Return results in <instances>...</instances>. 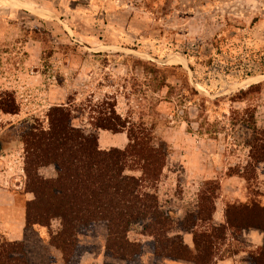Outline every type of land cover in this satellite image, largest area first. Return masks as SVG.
Listing matches in <instances>:
<instances>
[{"label": "rangeland", "instance_id": "1", "mask_svg": "<svg viewBox=\"0 0 264 264\" xmlns=\"http://www.w3.org/2000/svg\"><path fill=\"white\" fill-rule=\"evenodd\" d=\"M19 1L58 19L0 0V102L16 108L15 114L0 108V189L5 203L6 195L16 203L7 217H19L33 196L26 193L22 136L32 127L49 129V112L57 106L72 110L73 124L91 133L101 113L110 111L108 103L127 130L143 126L166 148L156 189L161 208L173 212L174 233L181 232L185 213L197 209L208 181L220 185L217 203L264 205V164L250 183L237 175L227 181L230 170H243L250 160L252 131L244 121L253 127V114L264 129V80L230 91L264 75V0ZM107 141L102 138L101 146ZM39 174L57 176L54 166ZM59 229L54 220L50 229L24 230L30 264H61L50 241ZM140 232L130 238L147 239ZM107 234L101 223L81 228L77 261L103 252L112 264ZM242 235H232L220 254L257 250Z\"/></svg>", "mask_w": 264, "mask_h": 264}, {"label": "trees", "instance_id": "2", "mask_svg": "<svg viewBox=\"0 0 264 264\" xmlns=\"http://www.w3.org/2000/svg\"><path fill=\"white\" fill-rule=\"evenodd\" d=\"M14 102V101H13ZM14 105V103H13ZM102 112L94 131L87 133L73 124V111L62 106L49 112V129L32 127L23 138L25 145L26 193L34 198L26 205V227L51 228L60 222V229L50 234L51 245L60 250L63 264H80L78 233L81 228L95 224L107 227L106 252L115 259L137 263L146 245L157 263L163 259L183 260L192 264H217L220 248L231 235L255 229L264 232V205L251 200L248 203H227L225 222L216 225L217 181H208L201 191L197 209L181 222V231L192 232L194 250L175 231L173 212L164 211L159 202L157 184L160 181L167 151L158 145L153 134L143 126L130 129L127 121L111 105ZM7 113H16L12 104L0 102ZM250 160L243 170L233 172L250 183L257 169L264 164V129L254 122ZM114 134L127 133L129 143L124 148L102 150L99 131ZM3 145L0 140V152ZM54 166L56 178L39 174L42 167ZM141 229L147 240H132L130 234ZM0 264H30L23 241L12 242L0 235ZM249 264H264V248L250 253Z\"/></svg>", "mask_w": 264, "mask_h": 264}, {"label": "crops", "instance_id": "3", "mask_svg": "<svg viewBox=\"0 0 264 264\" xmlns=\"http://www.w3.org/2000/svg\"><path fill=\"white\" fill-rule=\"evenodd\" d=\"M106 137L108 141L104 144V147L101 146V140L102 138ZM117 140H124V145L123 146H116L114 142ZM129 143L128 135L127 133H118V134H111L109 131H104L101 130L99 132V146L102 150H109L111 148H121L124 149ZM50 172V171H49ZM54 176H52L53 178ZM236 181V178L229 177L227 179L228 182ZM5 191L0 189V230L1 232H4L7 235V238L9 241L15 242H21L25 239L24 235V230H26V215L25 212L22 210V213L20 211V216L19 217H7V214L9 211L15 210L16 208V203L14 201V198L12 196L9 197L6 195L7 202L5 203L3 201V197L5 196ZM34 196L28 195V200H32ZM227 203L225 202H216V212L214 214V223L216 225L223 224L225 222V209H226ZM196 209V208H195ZM194 209V210H195ZM19 211V210H18ZM181 213V212H180ZM179 213V214H180ZM187 215L183 216V218ZM179 235L182 236V239L184 243L192 250H194L195 245H194V235L192 232H183L181 231L178 233ZM248 244L251 246V248H256L260 249V247L264 246V232L255 230V229H250L246 230L243 232L242 235ZM232 235L229 234L228 241L231 240ZM147 240L150 239H144L142 241L145 243ZM225 251V249H223ZM221 252V258L218 260L217 264H249V257L250 254L248 255L249 252H243L239 251L232 256L229 255H224L223 252ZM252 253V252H251ZM58 260H60L61 264H63V255L60 252L58 256ZM82 264H106L107 260L105 257V254L102 252V254H90L88 253L86 256L82 258ZM112 264H128L126 261L115 259L111 261ZM156 258L155 255L151 250H146L141 256L139 263L138 264H156ZM159 264H192L187 261L183 260H171V259H163L159 261Z\"/></svg>", "mask_w": 264, "mask_h": 264}, {"label": "water", "instance_id": "4", "mask_svg": "<svg viewBox=\"0 0 264 264\" xmlns=\"http://www.w3.org/2000/svg\"><path fill=\"white\" fill-rule=\"evenodd\" d=\"M10 1L15 3V4H17L18 6H20L22 8H24V9L31 10V11H36V12H39V13H44V14L50 15V16L58 19L55 14H53L52 12H50V11H48L46 9L37 8V7H34V6L29 5L27 3H24L22 1H19V0H10ZM101 49H117V50L129 51V52H131V53H133L135 55H138V56L148 57L145 54H142V53H140V52H138L136 50L125 49V48L118 47V46H105V47H103ZM92 51H96V50H92ZM262 80H264V75H259V76H256V77L249 78V79L243 81L242 83L237 84L236 86L232 87L230 89V91L234 90V89H237L239 87H242L243 85H248V84H251V83H257V82H260Z\"/></svg>", "mask_w": 264, "mask_h": 264}, {"label": "bare ground", "instance_id": "5", "mask_svg": "<svg viewBox=\"0 0 264 264\" xmlns=\"http://www.w3.org/2000/svg\"><path fill=\"white\" fill-rule=\"evenodd\" d=\"M4 1H5L6 3H9V4L11 3V2H9L8 0H4ZM11 4H12V3H11Z\"/></svg>", "mask_w": 264, "mask_h": 264}, {"label": "flooded vegetation", "instance_id": "6", "mask_svg": "<svg viewBox=\"0 0 264 264\" xmlns=\"http://www.w3.org/2000/svg\"><path fill=\"white\" fill-rule=\"evenodd\" d=\"M2 145L4 146V141H2ZM3 149V148H2Z\"/></svg>", "mask_w": 264, "mask_h": 264}]
</instances>
